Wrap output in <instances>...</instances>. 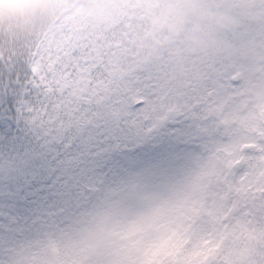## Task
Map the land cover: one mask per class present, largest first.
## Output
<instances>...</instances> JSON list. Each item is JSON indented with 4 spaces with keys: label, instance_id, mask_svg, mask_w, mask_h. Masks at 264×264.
I'll return each mask as SVG.
<instances>
[{
    "label": "rangeland",
    "instance_id": "1",
    "mask_svg": "<svg viewBox=\"0 0 264 264\" xmlns=\"http://www.w3.org/2000/svg\"><path fill=\"white\" fill-rule=\"evenodd\" d=\"M242 1L246 10L235 13L238 5L231 3L230 9L222 14L225 0H75L49 26L41 40L59 47L71 46L77 37L76 27L87 25L91 13L95 19L90 24L103 23L108 31L118 27L120 42L123 38L119 52L126 55L134 50L136 53L131 57V69L126 75L133 82L151 79L161 93L155 104L191 94L211 102L209 116L215 117L218 123L211 130H205L203 145L216 133L222 136L242 133L240 126L247 125L254 126L264 137V18L250 13L254 8L264 14V0ZM237 74L239 77L234 81ZM216 75L219 81L214 79ZM5 100L6 97L0 100V140L13 132L15 118L21 117L17 100L12 96L8 103ZM223 122L227 123L226 128ZM126 131L134 154L114 158L111 152L115 165L104 167V175L98 176L90 189L75 188L66 201L63 199L65 202H60L61 195L52 191L49 196L43 193L44 197H40L31 189L32 177L24 173L22 165L25 164L19 158L10 163V190L1 186L6 176L0 173V236L3 232L6 234L7 244L29 233L37 221L52 219L79 207L89 194L107 195L122 179L165 162L169 175L159 186L145 189L129 184L118 188L99 214L107 246L112 249L113 264H220L225 252L230 254L221 259L223 264H264V243L259 247L254 244L249 251L235 252L229 246L222 251L223 239L209 251L212 255L208 258L207 254L206 260L202 257L203 249L196 254L181 255L185 250L176 247L184 236L183 230L174 223H182L186 230H191L207 220L213 223L215 231L223 224L222 229L228 233L226 238L230 237L232 243L242 239L264 240L262 219L257 223L262 231L256 238L240 233L231 235L238 202L230 199L227 186L236 190L237 196L242 195L233 184L243 181L246 170H226L209 149L203 152L201 148L197 152L190 144L178 146L169 128L162 129L151 142L144 141L136 129L126 128ZM101 135L88 133L86 136L108 140V136L101 138ZM57 140L52 137L45 142L49 147ZM261 141L264 144V139ZM118 145L114 142L111 149L116 151ZM252 149L256 155L258 146ZM187 166L195 168L193 175L178 176L184 174ZM208 185L213 186L207 189ZM126 191L141 193L140 205L134 213L122 197ZM218 198L223 199L221 213L212 218L211 205ZM253 228L254 225L249 226Z\"/></svg>",
    "mask_w": 264,
    "mask_h": 264
},
{
    "label": "snow or ice",
    "instance_id": "2",
    "mask_svg": "<svg viewBox=\"0 0 264 264\" xmlns=\"http://www.w3.org/2000/svg\"><path fill=\"white\" fill-rule=\"evenodd\" d=\"M135 54L87 44L59 47L33 39L9 45L0 40V100L14 97L19 115L42 141L76 133L103 138L132 128L151 142L169 128L178 146L190 144L198 152L205 130L218 123L209 116L211 102L191 94L155 104L161 93L152 80L133 82L126 75ZM168 175L162 162L122 179L107 195L91 193L79 207L37 221L29 233L0 248V264H113L99 214L118 188L156 187ZM122 197L133 213L142 199L135 191Z\"/></svg>",
    "mask_w": 264,
    "mask_h": 264
},
{
    "label": "trees",
    "instance_id": "3",
    "mask_svg": "<svg viewBox=\"0 0 264 264\" xmlns=\"http://www.w3.org/2000/svg\"><path fill=\"white\" fill-rule=\"evenodd\" d=\"M74 2L75 0H47V3L24 17H0V40L7 41L9 45L26 40H41L57 16ZM231 3L238 5L235 13L247 9L242 0H225L222 14L230 9ZM250 13L264 18V14L257 9L251 8ZM102 18L105 19V17ZM117 29L108 31L106 27L104 28L103 23H96L92 27L89 24L83 28L84 33L79 40L74 41L73 45L87 44L108 50L121 51L123 38L120 42L121 36ZM4 51L7 54L8 50L5 49ZM216 74H218V71ZM214 79L219 81L217 75ZM10 97H6L5 102L8 103ZM7 110H10L9 107H7ZM15 121L16 126L13 132L4 140H0V173L6 176V180L0 185L4 189L10 190L12 188L10 180L12 170L9 164L16 162V159L19 158L25 164L22 165L24 173L32 177L31 189L38 192L37 194L40 197H44L43 193L47 197L50 191L59 193L62 197L60 202H62L68 197L70 189L74 185H80L83 180H91V183L95 184L97 177L104 175L103 173L106 170L104 167L111 164L115 165V159L112 160L111 154L113 151L111 147L114 142H117L120 148L114 158L130 157L134 154L131 151L132 143L127 140L126 129L119 133H111L106 141L99 140L96 137L90 138L80 133L70 134L66 140L58 139L54 146L48 147L45 140L42 141L41 137L36 134L30 125L24 122L22 117L15 118ZM240 128H242V133L234 135L222 136L216 133L205 143L206 146L203 145L202 150L205 152L209 149L213 155H217L225 169L230 172L235 171L232 168H242L247 171L242 182L236 183L237 185L233 184L234 187L238 186L242 195L239 193L240 196H237L236 190L227 186L230 199L238 202V207L236 206L237 209L233 214L235 222L231 223V225L234 223L231 235L240 233L256 238L255 235H260L262 231L257 228V223L261 219L264 222V144L261 141L264 137L260 131L254 130L252 125L240 126ZM253 131L256 132L253 134ZM253 147L257 149L256 155H254ZM1 167L3 168L1 169ZM193 170H195L194 167ZM193 170L187 166L184 174H178V176L185 178L187 175H193ZM173 175L177 176V173ZM69 180L72 181L70 185ZM206 180L212 182L210 179ZM212 186L208 185L207 189ZM54 199L57 200L58 198L54 196ZM222 203L223 199L218 198L211 205L213 206V209H211L212 218H215L216 214L219 216ZM226 214L228 221H230L231 212L228 210ZM173 225L183 230V241L180 245V242L176 244L177 248L179 246L180 250H185L181 252V255L186 254V252L196 254L203 249L202 257L204 256V260H206V255L209 254L214 245L217 246L223 239L225 241L222 242V251H225L226 246H229V249L233 248L235 252L244 249L249 251L250 248H254V244L259 247L264 243L263 239L260 241L253 239L252 242L242 239L239 243H232L230 237L226 238L228 233H225L222 229L223 224L215 231L212 230L213 223L208 220L196 229L191 230H186V226H183L182 223H174ZM250 225H254L255 228L249 229ZM14 241L15 239H12L11 243ZM5 245H7V237L3 232V235L0 236V248ZM229 254V252L222 253L220 258L224 259ZM211 255L212 253L209 254L208 258ZM221 259L219 263L223 264ZM183 260L187 259H181L180 261Z\"/></svg>",
    "mask_w": 264,
    "mask_h": 264
},
{
    "label": "clouds",
    "instance_id": "4",
    "mask_svg": "<svg viewBox=\"0 0 264 264\" xmlns=\"http://www.w3.org/2000/svg\"><path fill=\"white\" fill-rule=\"evenodd\" d=\"M45 3L47 0H0V17H24Z\"/></svg>",
    "mask_w": 264,
    "mask_h": 264
},
{
    "label": "water",
    "instance_id": "5",
    "mask_svg": "<svg viewBox=\"0 0 264 264\" xmlns=\"http://www.w3.org/2000/svg\"><path fill=\"white\" fill-rule=\"evenodd\" d=\"M237 78V77H236Z\"/></svg>",
    "mask_w": 264,
    "mask_h": 264
}]
</instances>
